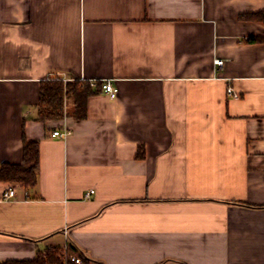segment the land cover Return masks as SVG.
<instances>
[{
  "label": "crops",
  "instance_id": "1",
  "mask_svg": "<svg viewBox=\"0 0 264 264\" xmlns=\"http://www.w3.org/2000/svg\"><path fill=\"white\" fill-rule=\"evenodd\" d=\"M263 9L0 0V166L38 140L37 182L0 181V261L59 247L76 264H264V23L248 17ZM56 78L117 93L82 117L66 96L43 123Z\"/></svg>",
  "mask_w": 264,
  "mask_h": 264
},
{
  "label": "trees",
  "instance_id": "2",
  "mask_svg": "<svg viewBox=\"0 0 264 264\" xmlns=\"http://www.w3.org/2000/svg\"><path fill=\"white\" fill-rule=\"evenodd\" d=\"M264 23V9L248 15ZM101 84L92 87L89 82L74 78L63 81L59 78L44 80L40 84L38 119L45 123L59 119L64 113V97H72L76 117L85 114V101L93 92L100 90ZM38 171V140L23 138V160L20 164L4 162L0 166V181L17 183L25 188L37 182ZM80 255V254H78ZM76 264L65 253L64 248L52 247L44 253H38L31 259H7L0 264Z\"/></svg>",
  "mask_w": 264,
  "mask_h": 264
},
{
  "label": "built area",
  "instance_id": "3",
  "mask_svg": "<svg viewBox=\"0 0 264 264\" xmlns=\"http://www.w3.org/2000/svg\"><path fill=\"white\" fill-rule=\"evenodd\" d=\"M215 63L217 65H221L222 64V59L216 58L215 59ZM100 84H101V91L106 93L109 97H113V96L116 95L117 87L113 86L110 81L104 80V81H101ZM228 92L231 93L233 96L237 97V94L232 92L231 89H229ZM62 134H64V133L63 132H59L58 130H55V131L52 132V135H60L61 136ZM92 192H93L92 189L87 191L85 193V196L88 197V195L90 193H92ZM13 195H14V189L12 187H9L2 193L1 198L2 199H8V198H11ZM70 259L74 260L76 263L80 262V258L77 255H75V254H70Z\"/></svg>",
  "mask_w": 264,
  "mask_h": 264
}]
</instances>
